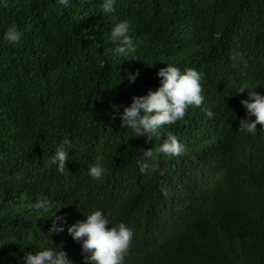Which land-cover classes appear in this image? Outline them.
Returning <instances> with one entry per match:
<instances>
[{
	"label": "trees",
	"instance_id": "1",
	"mask_svg": "<svg viewBox=\"0 0 264 264\" xmlns=\"http://www.w3.org/2000/svg\"><path fill=\"white\" fill-rule=\"evenodd\" d=\"M99 3L0 0V264L42 246L89 264L67 224L96 207L133 229L123 264H264V128L240 125L247 90L234 89L264 94V0H116L113 14ZM124 19L136 48L116 59L104 49ZM10 24L23 32L16 44L2 38ZM166 63L198 69L205 101L152 140L133 136L113 113L158 87ZM168 131L185 151L158 153L141 173L137 160ZM65 134L74 146L61 172L49 157ZM97 156L99 180L87 172ZM40 192L47 213L32 206ZM56 208L65 227L49 236Z\"/></svg>",
	"mask_w": 264,
	"mask_h": 264
},
{
	"label": "clouds",
	"instance_id": "2",
	"mask_svg": "<svg viewBox=\"0 0 264 264\" xmlns=\"http://www.w3.org/2000/svg\"><path fill=\"white\" fill-rule=\"evenodd\" d=\"M60 3L67 7L70 6L71 0H60ZM115 5L116 0H100L98 7L105 14H113L116 12ZM22 37L23 32L19 27L10 24L5 28L2 38L9 44H16ZM109 40L111 46L104 49L107 54L116 59L134 56L129 55L136 48L129 20L116 22L110 29ZM236 55L242 54H234L233 58ZM139 74L138 68L126 71L127 79L131 83L136 81ZM157 75L160 78L158 87L150 88L145 94L133 95L131 102L121 104L112 117L115 119L118 116L121 128L131 129L133 136H146L148 140L160 136L165 125L182 119L189 106H201L205 101L202 74L198 69H182L174 63H166L157 70ZM121 79L123 77L120 75ZM234 89L236 93L247 90V96L240 97V102L245 108V116L241 118L240 125L248 133L255 134L258 122L261 128H264V94L256 91L255 87L249 86L247 82L240 83ZM205 112L208 117L216 115L212 108L205 107ZM253 116L254 118H250ZM73 146L74 138L71 134H65L56 143L55 150L49 157L50 162L56 164L61 172L66 168L69 149ZM184 151L183 142L175 133L168 131L155 150L152 147L145 148L142 158L137 160L139 171L146 174L153 169V161L158 153L178 156ZM106 171L102 156H97L96 162L89 163L87 168L88 175L97 180L101 179ZM161 188L162 191H167L163 186ZM32 206L47 213L51 207V199L48 194L40 192ZM57 208L54 214H51L54 219L47 232L49 236L51 233L63 231L65 227L66 220L62 215L56 214ZM67 231L81 244L84 259L89 264H123L134 236L133 229L127 223L113 222L99 207L85 213L84 219L67 224ZM21 259L23 264H74L68 252L60 246H42L38 250H29ZM247 260L240 259L237 264H247Z\"/></svg>",
	"mask_w": 264,
	"mask_h": 264
}]
</instances>
